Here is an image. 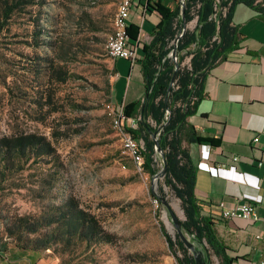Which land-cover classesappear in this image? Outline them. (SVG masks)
I'll return each instance as SVG.
<instances>
[{
  "label": "rangeland",
  "instance_id": "1",
  "mask_svg": "<svg viewBox=\"0 0 264 264\" xmlns=\"http://www.w3.org/2000/svg\"><path fill=\"white\" fill-rule=\"evenodd\" d=\"M118 6L117 0H22L5 20L0 0V250L17 259L179 264L163 233L175 239L178 229L152 185L184 221L182 201L165 176L144 172L124 144L129 133L114 123L119 104L107 44ZM124 88L123 80L115 85L119 100ZM139 120L156 126L139 116L128 127L137 129ZM156 161L160 173V153ZM182 231L195 245H185L191 254L220 263L207 244Z\"/></svg>",
  "mask_w": 264,
  "mask_h": 264
},
{
  "label": "trees",
  "instance_id": "2",
  "mask_svg": "<svg viewBox=\"0 0 264 264\" xmlns=\"http://www.w3.org/2000/svg\"><path fill=\"white\" fill-rule=\"evenodd\" d=\"M20 2L22 0H3L5 20L10 18ZM137 2L143 7L145 15L156 12L159 21L155 30L144 38H141L143 29L140 24L133 21L128 24V43L138 50L136 64L141 66L145 95L143 99L123 104V111L126 119H138L142 116L152 120L156 126L146 125L139 120L137 129L127 125L123 129L143 140L142 166L144 172L155 176L159 169L153 133L164 125L158 140L167 165L165 182L182 201L186 217L183 227L200 243L209 246L219 258V264H233L235 257L230 256L228 247L217 236L213 215L205 212L198 202L197 168L183 142L211 145L219 142L199 135L193 123L198 104L206 96V78L217 62L240 48L242 37L233 21L236 6L245 5L261 12L263 7L258 0H186V23L196 20V25L193 29L186 28L179 38L185 25L181 17V3L178 2L171 8L162 0ZM177 38V52L190 56V62L183 65L185 57H180L176 82L169 92L175 72V62L169 54L175 48ZM167 109L170 110V115L167 114ZM17 140L22 151L26 150L27 143L23 137H17ZM153 197L158 199L155 195ZM163 233L179 264H198L178 235L173 239L164 228ZM177 248L182 257L177 255ZM0 253L5 255L4 251L0 250Z\"/></svg>",
  "mask_w": 264,
  "mask_h": 264
},
{
  "label": "crops",
  "instance_id": "3",
  "mask_svg": "<svg viewBox=\"0 0 264 264\" xmlns=\"http://www.w3.org/2000/svg\"><path fill=\"white\" fill-rule=\"evenodd\" d=\"M178 2L173 0L167 6L174 8ZM137 3L136 0L130 21L142 26L144 38L155 30L159 18L156 12L145 15ZM233 21L242 37L240 48L209 71L206 96L199 102L193 119L199 135L219 141L215 145L207 143L211 145V155L205 162L210 170L206 164L198 167L203 160L202 144L184 141L183 146L197 168L198 202L213 215L217 236L228 247L230 256L235 257L233 264H258L264 254V168L258 165L264 162V8L261 12L236 6ZM114 68V97L119 106L143 99L141 66L132 67L131 61L118 58ZM121 80L125 88L119 100L115 85ZM234 157L238 160L234 161ZM244 202L257 205L260 221L223 217L221 203L235 207ZM0 264L32 262L26 256L17 259L12 252H5L0 253Z\"/></svg>",
  "mask_w": 264,
  "mask_h": 264
},
{
  "label": "built area",
  "instance_id": "4",
  "mask_svg": "<svg viewBox=\"0 0 264 264\" xmlns=\"http://www.w3.org/2000/svg\"><path fill=\"white\" fill-rule=\"evenodd\" d=\"M117 1L120 5V20L112 30L110 58L113 60L118 58L127 59L131 61V66L133 67L136 64L138 50L136 47H133L128 43L127 27L132 16L135 0ZM258 2L264 8V0H258ZM135 120V118H125L123 105H120L115 112L114 123L119 128H123L124 125L129 126V122H134ZM125 139L128 141V149L132 151L136 158L141 160V163H143L144 159L141 156V150L144 148L143 140L135 138L130 133L126 135ZM255 140L258 141V138ZM210 155L211 145L202 144L201 157L203 160L199 163L198 167L202 168V164H206L207 170H210L208 163L205 162L210 159ZM233 160L237 161L238 157H234ZM258 165L264 168V162L260 161ZM220 208H222V215L225 218H241L252 222H258L261 220L257 205L252 202H244L243 204L237 205L235 207H226L223 203H221ZM258 264H264V254Z\"/></svg>",
  "mask_w": 264,
  "mask_h": 264
},
{
  "label": "water",
  "instance_id": "5",
  "mask_svg": "<svg viewBox=\"0 0 264 264\" xmlns=\"http://www.w3.org/2000/svg\"><path fill=\"white\" fill-rule=\"evenodd\" d=\"M180 3H181V17H182V20H183V23L185 24L183 29H182V32L179 34V38L183 35V33L185 32L186 28H188V24L186 23V20H185V10H186V7H185V4H186V0H180ZM179 38H177V40L175 41V48L170 52L169 56H171L173 59H174V62H175V72H174V75L171 79V83H170V86L168 88V91L170 92L172 90V87L174 86L175 82H176V74H177V70L179 68V52H177V46H178V41H179ZM167 114L170 115V110L167 109ZM164 125L160 126L158 128V130L156 132L153 133V138L154 140L156 141V150H157V153H160L161 155V158H162V172L160 173H157L154 177H158L159 174L165 176L166 172H167V165H166V162H165V158H164V152L163 150L160 148L159 146V135L163 129ZM156 186L153 184L152 185V190H153V193L155 196L158 197V199H160L161 201L164 202V204L168 207L169 209V212H170V215L172 217V220L174 222V225L177 227L178 229V236L179 238L181 239V241L190 249H195V245L194 243H192L187 237L186 235L183 233L182 229L185 230V228L183 227V221L178 217V215L176 214V212L171 208L170 204L166 201V199L162 196H159L157 193H156ZM186 231V230H185ZM187 232V231H186ZM190 234V233H189ZM191 235V234H190ZM193 236V235H192ZM197 240V239H196ZM198 241V240H197ZM199 242V241H198ZM200 243V242H199ZM201 245H205L204 243H200ZM198 262V264H206L205 261H203V258L201 257L202 256V252H195L193 254Z\"/></svg>",
  "mask_w": 264,
  "mask_h": 264
},
{
  "label": "bare ground",
  "instance_id": "6",
  "mask_svg": "<svg viewBox=\"0 0 264 264\" xmlns=\"http://www.w3.org/2000/svg\"><path fill=\"white\" fill-rule=\"evenodd\" d=\"M119 20H120V5L118 6L117 15H116L115 21H114V27L119 22ZM111 42H112V34L109 37L108 44H107V52H108L109 56L111 55ZM124 144L128 148V141L126 139L124 140ZM155 185L158 186L157 184H155ZM173 204L177 207V210H179V212L182 214L183 210H182L181 204L177 201H173Z\"/></svg>",
  "mask_w": 264,
  "mask_h": 264
}]
</instances>
